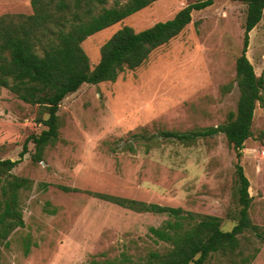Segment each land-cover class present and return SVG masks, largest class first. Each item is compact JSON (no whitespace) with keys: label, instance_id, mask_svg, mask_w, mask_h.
<instances>
[{"label":"rangeland","instance_id":"1","mask_svg":"<svg viewBox=\"0 0 264 264\" xmlns=\"http://www.w3.org/2000/svg\"><path fill=\"white\" fill-rule=\"evenodd\" d=\"M115 1L129 0H109L107 6ZM196 1L159 0L90 36L82 47L91 66L124 27L146 30ZM7 13L32 14L31 0H0V16ZM246 16L247 5L218 0L194 11L191 24L139 69L124 72L114 83L85 84L66 97L58 112L61 140L40 162L33 160L32 142L21 154L27 140L46 129L39 120L47 114L0 87V160H20L11 174L31 182L19 192L24 226L0 242V264H91L123 253L138 260L167 248L150 228L160 227L168 216L137 213L62 186L219 216L223 230H232L237 222L228 214L236 210L237 157L225 135L186 146L165 141L161 132L219 126L237 110V59ZM247 56L257 76L263 75L264 15L250 33ZM253 132L241 164L250 180L251 218L264 234V108L259 104ZM150 137L161 144L146 151ZM128 144L135 153L123 149ZM248 235L261 249L252 264H264V240Z\"/></svg>","mask_w":264,"mask_h":264},{"label":"trees","instance_id":"2","mask_svg":"<svg viewBox=\"0 0 264 264\" xmlns=\"http://www.w3.org/2000/svg\"><path fill=\"white\" fill-rule=\"evenodd\" d=\"M157 1L129 0L125 4L115 1L108 7L109 0H31L32 14L0 16V87L27 104L39 106L43 115L47 114L39 120L46 129L27 140L21 158L28 152L29 142L35 147V162L42 161L47 148L60 142L58 112L66 97L85 84L114 83L124 72L139 69L154 51L169 44L191 24L194 11L204 10L218 0H198L180 10L173 19L140 32L124 27L102 46L100 62L93 68L83 42ZM231 1L247 5L242 55L237 59L240 90L237 110L230 112L219 126L187 132L162 131L161 137L192 146L201 139L225 135L237 157L236 210L228 214L236 225L225 231L219 216L62 186L66 192L87 193L137 213L168 216L160 227L150 228L151 236L167 245L164 251H152L138 260L123 253L120 259L92 260L91 264H252L261 253L256 241L248 235L253 233L264 240L261 228L251 218L253 197L241 158L247 140L254 136L256 108L258 104L264 108V73L257 76L247 56L250 33L263 19L264 0ZM148 140L146 151L161 144L159 138ZM123 149L136 152L133 144ZM19 163L20 160H0V181L4 180L0 195V242L24 226L19 192L30 188L31 182L11 174Z\"/></svg>","mask_w":264,"mask_h":264}]
</instances>
